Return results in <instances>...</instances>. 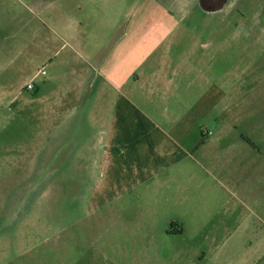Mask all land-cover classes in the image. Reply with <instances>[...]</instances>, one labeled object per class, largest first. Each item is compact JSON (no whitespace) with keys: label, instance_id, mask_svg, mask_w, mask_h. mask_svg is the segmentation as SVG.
<instances>
[{"label":"rangeland","instance_id":"374dc122","mask_svg":"<svg viewBox=\"0 0 264 264\" xmlns=\"http://www.w3.org/2000/svg\"><path fill=\"white\" fill-rule=\"evenodd\" d=\"M109 122L102 173L74 135ZM159 150L195 169L159 187ZM0 264H264V0H0Z\"/></svg>","mask_w":264,"mask_h":264},{"label":"crops","instance_id":"0c3cea01","mask_svg":"<svg viewBox=\"0 0 264 264\" xmlns=\"http://www.w3.org/2000/svg\"><path fill=\"white\" fill-rule=\"evenodd\" d=\"M106 79V78H105ZM151 79L155 80H162L166 79L169 81H172L174 79V75H170L169 77L166 75H151ZM165 84L164 88H162L165 91L169 92V88L166 87ZM136 111V108H135ZM131 121V120H130ZM124 123H127V121H124ZM133 125H135V129H132V131L129 132V135H132L130 137V140L133 141L132 143H152V142H158L159 140H162V136L166 134V131L162 128V126L157 123L156 121H153V119H150L146 114L139 115V120H136L132 122ZM130 124V123H129ZM105 126V125H104ZM115 125H113V122H109L108 130L105 129L101 130L99 133V136L95 135L94 130L87 128L86 129V135L87 138L84 140L83 133H79L80 126L76 128V132L74 135V138L76 140V151L77 156H79V159L82 160V158H85V156L88 157V153L90 151L96 153H99V156L97 158L100 159V171L102 173L110 172L115 170L117 167H120V159H122V154L120 153V146L118 145V142H115ZM96 128V127H93ZM126 128V126H124ZM140 128H144L141 132L139 131ZM89 130V131H88ZM129 135H124L129 136ZM83 137V138H82ZM162 137V138H161ZM161 138V139H160ZM129 138H126L125 141H128ZM140 140V141H139ZM158 144V143H157ZM175 152V151H174ZM132 157V155H131ZM141 159L144 160V164L146 166V175L150 176L151 174L159 176L157 185L163 188L165 184L169 180L172 181V178L174 176L181 177L179 181L186 178L187 175H189V171L194 168V165L196 162L194 161L195 158H192L191 156H187V158H180L177 153H173V151H165V150H159V152H154L150 154H146L144 157H141ZM129 160V157L126 159ZM135 160H140L138 157H135ZM134 161V157H133ZM143 162V161H142ZM133 181L132 178H130V175L123 179V181ZM111 185V183H108V186ZM118 187L117 183H114L113 188ZM163 191V190H162ZM118 192V191H116ZM116 199H119L117 197ZM113 212V211H112ZM114 213V212H113ZM208 219L205 220V222ZM170 229L167 231V237L172 238H179L185 234V228L183 225V222H171L170 223ZM181 224V225H180ZM180 251H176V257L180 256ZM184 253V252H183ZM182 253V254H183ZM201 262H203L200 259Z\"/></svg>","mask_w":264,"mask_h":264},{"label":"flooded vegetation","instance_id":"af4514ba","mask_svg":"<svg viewBox=\"0 0 264 264\" xmlns=\"http://www.w3.org/2000/svg\"><path fill=\"white\" fill-rule=\"evenodd\" d=\"M202 1V4L203 6H205V8L210 11V12H215V11H218L220 9L223 8V5L225 2H227V0H225V2H223L222 6H220L219 9H217L214 5H213V2L215 3V1L217 0H201Z\"/></svg>","mask_w":264,"mask_h":264},{"label":"built area","instance_id":"2783aa9c","mask_svg":"<svg viewBox=\"0 0 264 264\" xmlns=\"http://www.w3.org/2000/svg\"><path fill=\"white\" fill-rule=\"evenodd\" d=\"M31 86H29V88H30Z\"/></svg>","mask_w":264,"mask_h":264}]
</instances>
